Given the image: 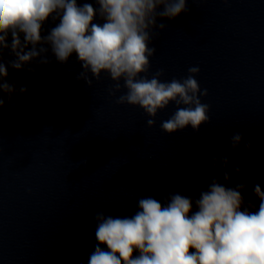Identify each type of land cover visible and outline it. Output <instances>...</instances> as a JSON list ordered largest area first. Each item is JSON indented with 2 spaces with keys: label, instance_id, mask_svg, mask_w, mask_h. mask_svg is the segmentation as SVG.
<instances>
[{
  "label": "clouds",
  "instance_id": "1",
  "mask_svg": "<svg viewBox=\"0 0 264 264\" xmlns=\"http://www.w3.org/2000/svg\"><path fill=\"white\" fill-rule=\"evenodd\" d=\"M96 4L98 8L87 2L78 5L77 0H0V91L8 93L9 99L15 91L14 85L2 79L8 75L2 62L5 49L15 57L9 64L16 70H24L33 61L49 64V50L60 64L75 53L83 68L77 79L89 87V72L97 81L101 73H107L115 82L110 95L120 92L121 80L127 90L117 104L139 106L154 118L174 102L183 107L161 123L162 130L172 134L190 126L199 131L210 121V106L200 99L208 91L201 90L195 78L200 68L189 67L182 80L162 82L163 69L150 79L147 76L149 58L156 51L149 45L158 35L152 30L168 27L157 24V17L171 19L187 12V0H96ZM161 5L163 11L158 12ZM97 15L102 24L93 22ZM49 18L58 23L42 35ZM19 91L24 93L27 88L21 86ZM3 105L0 97V108ZM154 124V119L147 121L149 127ZM230 144L233 151L253 147L251 141H243L241 133L233 134ZM212 162L213 167L227 169L231 158L213 157ZM233 171L242 174L238 166ZM230 179L231 174L223 171V182L221 176L212 177L198 196L169 193L163 202L142 197L131 216L97 213V243L87 264H264V188L259 183L252 185L257 204L243 195L247 181L229 186Z\"/></svg>",
  "mask_w": 264,
  "mask_h": 264
},
{
  "label": "water",
  "instance_id": "2",
  "mask_svg": "<svg viewBox=\"0 0 264 264\" xmlns=\"http://www.w3.org/2000/svg\"><path fill=\"white\" fill-rule=\"evenodd\" d=\"M96 0H77L78 5ZM187 12L175 18L157 17L167 25L150 43L155 54L149 58L148 78L159 69L160 80L183 79L188 68L197 66L195 77L201 102L210 106V121L199 131L190 126L168 134L161 128L177 110L174 102L149 117L139 106L117 104L127 90L109 94L114 85L101 73L89 87L77 76L83 71L73 53L60 64L81 131L101 211L106 216H131L138 200L152 196L163 202L169 193L198 196L211 178L227 170L236 182H248L243 195L257 204L252 185L264 188V0H187ZM157 11H163V5ZM94 23L104 21L97 15ZM58 23L49 18L48 30ZM144 75V74H142ZM154 119L152 127L147 125ZM241 133L251 150L233 151L230 138ZM231 158L227 169L213 167V157ZM238 166L242 174L233 168Z\"/></svg>",
  "mask_w": 264,
  "mask_h": 264
}]
</instances>
